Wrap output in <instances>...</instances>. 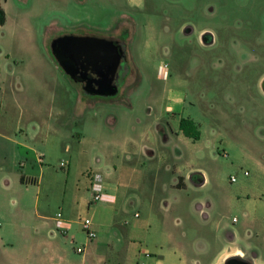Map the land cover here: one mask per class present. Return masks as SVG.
<instances>
[{
    "label": "rangeland",
    "instance_id": "obj_1",
    "mask_svg": "<svg viewBox=\"0 0 264 264\" xmlns=\"http://www.w3.org/2000/svg\"><path fill=\"white\" fill-rule=\"evenodd\" d=\"M8 9L0 33V132L19 142L0 136V239L7 232L0 264L79 263L85 253L76 248L86 242L81 220L104 202L91 203V175L103 174L117 149L127 150L115 155L117 165L137 175L157 166L165 171L166 163L203 175L166 191L161 183L132 188L129 218L136 211L148 217L152 206L147 242L167 247L164 231L179 234L188 219L199 225L203 216L193 208L199 202L216 205L212 222L221 219L225 232L251 229L247 205L264 203V62H251L264 55V0H9ZM66 34L124 41L129 74L117 95H89L63 71L51 46ZM174 116L194 119L201 138L180 133ZM156 123L168 128V142ZM80 149L88 154L79 156ZM84 180L91 199L71 216ZM58 213L74 219L69 235L57 229Z\"/></svg>",
    "mask_w": 264,
    "mask_h": 264
},
{
    "label": "crops",
    "instance_id": "obj_2",
    "mask_svg": "<svg viewBox=\"0 0 264 264\" xmlns=\"http://www.w3.org/2000/svg\"><path fill=\"white\" fill-rule=\"evenodd\" d=\"M0 4L6 12V22L0 29L1 33L9 21V0H5L4 4L0 0ZM1 35L4 36L5 32H2L0 37ZM81 101L84 102L85 100L81 98ZM75 107V116L77 117L80 111L78 106ZM60 113L61 115L65 113L63 107L60 108ZM109 117L112 121L117 120L113 115ZM180 119L181 117L174 116V120L179 123ZM155 127L161 131L165 141L168 142L171 139V134L167 127L161 123H156ZM180 133H182L181 130ZM0 136L14 143L19 142L18 139L9 137L1 132ZM132 145L135 149L134 151H138V145L135 143H132ZM126 152L127 150L121 152L117 149L114 152L112 151L110 155L108 168L103 172L105 177L104 187L107 194L115 196V201H104L89 209L92 212V221L98 233L97 237L100 236V238L96 242H92L87 248L86 242L89 239L86 234V242L83 245L85 249L81 252L85 254L82 260L76 264H226L230 259L239 260L242 264H264L263 202L248 203L247 206H251L252 211L250 212L252 215L250 212H246V215L248 217L251 216L252 223L250 224L251 229L247 228L244 235H241L238 228L225 232L221 219L212 222L216 205L208 202L204 207V203L199 202L193 207L195 211H199L200 215L203 216V220L199 225L195 221L188 219L183 221L186 225L181 233L175 234L172 231H164L162 235L167 238V247L161 241L147 242L146 239L149 233L155 227L153 225L154 214L152 213V206L151 204L147 205L150 211L148 217L142 218L141 213L136 211L133 217L129 218L127 214L131 203L132 195H130V192L133 191L132 188H141L146 184L152 186L151 188H156L161 183L162 190L166 191L169 188L186 187L187 181H192L203 175L198 169H190L184 175V166L176 168L174 164L169 163H166L165 171L160 166H157L149 170H139L137 171L139 175H137L138 173L135 174L134 170L129 172L126 168L117 165L115 155L120 157V153ZM78 153L79 156H86L88 149H80ZM168 158V154H164L163 162H167ZM177 158L179 159L180 157L178 156ZM1 168L2 166H0ZM167 171H173L174 176L169 177ZM152 172H154L153 175L151 174ZM198 174L201 176H198ZM22 176L24 181L21 178ZM145 176L148 177L147 180L144 179ZM19 178L22 183L26 181L23 174H20ZM200 179L199 186L205 181L204 177ZM33 180L35 181L36 179ZM82 188L83 192L81 191ZM82 188L79 187L75 200L68 207L71 216L76 212L81 213L88 207L92 196L90 182L84 180ZM171 207L172 204L167 202L164 208L169 210ZM55 218L56 216L54 217L56 224ZM68 220L71 222V226L67 233H63L64 235H69L73 230L74 219L68 217ZM180 222L178 220L177 223L179 224ZM208 226H211V229ZM6 233H2L0 239L2 243L7 242ZM52 235H55V233L52 232ZM70 237L72 242L75 243L77 234L72 233ZM56 256V258H64L58 254ZM54 258L55 256H52V259Z\"/></svg>",
    "mask_w": 264,
    "mask_h": 264
},
{
    "label": "water",
    "instance_id": "obj_3",
    "mask_svg": "<svg viewBox=\"0 0 264 264\" xmlns=\"http://www.w3.org/2000/svg\"><path fill=\"white\" fill-rule=\"evenodd\" d=\"M51 49L63 71L73 80L85 83L83 89L87 94L111 97L119 93L116 74L125 58V49L116 40L66 34L55 38ZM232 260L226 264H233Z\"/></svg>",
    "mask_w": 264,
    "mask_h": 264
},
{
    "label": "built area",
    "instance_id": "obj_4",
    "mask_svg": "<svg viewBox=\"0 0 264 264\" xmlns=\"http://www.w3.org/2000/svg\"><path fill=\"white\" fill-rule=\"evenodd\" d=\"M161 72L163 76H166L167 74L166 65L161 66ZM66 164H67L66 162L63 161L61 162V165L63 167L66 166ZM245 174H248V172H246ZM231 181L232 182L236 181V177L232 176ZM91 184L93 189V196L91 203H96L100 201H106V202L115 201V196L107 194L106 192L103 191L104 175L102 173H95L91 175ZM55 219H56L57 229L60 230L62 233H67L68 230L70 229L71 222L68 219H66L62 213H58ZM81 225L83 230L86 232L89 240H93L94 238L97 237V231L95 230L93 221L90 217L83 218L81 220ZM76 249L77 252L81 253L84 251L85 248L82 246H78Z\"/></svg>",
    "mask_w": 264,
    "mask_h": 264
},
{
    "label": "trees",
    "instance_id": "obj_5",
    "mask_svg": "<svg viewBox=\"0 0 264 264\" xmlns=\"http://www.w3.org/2000/svg\"><path fill=\"white\" fill-rule=\"evenodd\" d=\"M6 22V12L5 9L0 4V29ZM179 128L182 133L194 140H199L201 138V129L199 124L192 118L182 117L180 119ZM24 181V177H21Z\"/></svg>",
    "mask_w": 264,
    "mask_h": 264
},
{
    "label": "flooded vegetation",
    "instance_id": "obj_6",
    "mask_svg": "<svg viewBox=\"0 0 264 264\" xmlns=\"http://www.w3.org/2000/svg\"><path fill=\"white\" fill-rule=\"evenodd\" d=\"M96 36V35H95ZM101 37H105V36H101ZM107 37V36H106ZM107 38H110V39H114L116 40L117 42H119L121 45H123L124 49H125V43L123 40H121L120 38H118L117 36H109ZM211 41V40H210ZM124 60V59H123ZM122 60V62H123ZM253 64H256V63H261V62H264V55L261 56L260 54H258V56L256 55L252 61ZM129 74V65H124L121 63L120 67H119V70L116 74V83L119 85L120 87V84H119V80L121 81H125L126 77L128 76ZM80 84H82V87H84V82H80ZM260 85L262 87V89L264 90V73L262 74L261 78H260ZM84 91V89H83ZM85 92V91H84ZM86 93V92H85ZM241 263L239 260H233V264H239Z\"/></svg>",
    "mask_w": 264,
    "mask_h": 264
}]
</instances>
